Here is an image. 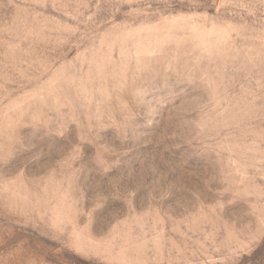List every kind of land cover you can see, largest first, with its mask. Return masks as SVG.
<instances>
[{"label": "rangeland", "instance_id": "1", "mask_svg": "<svg viewBox=\"0 0 264 264\" xmlns=\"http://www.w3.org/2000/svg\"><path fill=\"white\" fill-rule=\"evenodd\" d=\"M0 264H264V0H0Z\"/></svg>", "mask_w": 264, "mask_h": 264}]
</instances>
